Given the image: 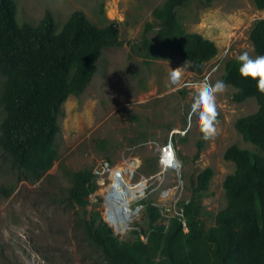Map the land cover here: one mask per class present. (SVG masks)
<instances>
[{
  "label": "rangeland",
  "instance_id": "obj_1",
  "mask_svg": "<svg viewBox=\"0 0 264 264\" xmlns=\"http://www.w3.org/2000/svg\"><path fill=\"white\" fill-rule=\"evenodd\" d=\"M163 1L15 0L18 26H36L49 12L59 31L79 11L98 27L116 24L121 46L104 49L88 87L62 104L55 141L57 160L42 179L29 182L21 178L10 169L8 157L0 149V264H105L84 243L74 225L75 209L66 201L69 174L80 170L95 175L97 189L89 200L119 240L132 231L145 230L141 202H151L164 213H179L178 203L190 199L198 174L206 168L211 169L212 177L206 195L200 198V219L205 227L225 209L222 184L233 174L234 165L223 154L230 146L254 151L234 124L254 114L257 104L254 99L234 102L231 86L218 94L217 132L209 140L202 139L195 121L188 119L187 109L195 93L193 84L223 80L225 63L245 51L256 56L249 32L255 20L264 19V10H257L252 0H189L178 9L183 30L202 36L217 48L216 57L196 72L178 57L147 63L131 50L145 24L154 23L151 12ZM156 31L154 27L148 34L150 40L156 38ZM179 67L181 82L172 84L169 73ZM3 83L0 76V121L4 117ZM168 142L180 161L173 171H163L158 160L159 149ZM105 164L110 171L121 172L124 185L130 188L144 183L129 212L108 207L111 176L101 169ZM107 209L124 224L122 232L105 221Z\"/></svg>",
  "mask_w": 264,
  "mask_h": 264
},
{
  "label": "trees",
  "instance_id": "obj_2",
  "mask_svg": "<svg viewBox=\"0 0 264 264\" xmlns=\"http://www.w3.org/2000/svg\"><path fill=\"white\" fill-rule=\"evenodd\" d=\"M188 2L164 0L155 7L154 23L145 24L132 52L147 63L178 57L200 72L216 57L217 48L183 30L176 13ZM252 2L257 10H264V0ZM154 27L156 38L150 40ZM249 40L256 56L264 55V19L252 23ZM119 46L116 24L98 27L75 11L59 31L49 12L36 26H18L15 0H0V76L4 78L0 149L11 170L36 182L52 168L62 104L88 87L101 52ZM238 68L237 59L228 60L223 80L234 89V102L254 99L257 104L254 114L234 124L254 151L236 146L225 150L223 158L234 165V172L222 184L226 207L210 227L200 219V198L208 191L210 168L198 174L190 199L178 203L181 217L141 202L146 228L132 231L124 240L113 234L89 200L97 189L95 175L89 170L69 174L66 201L75 209L74 225L105 264H264V93L241 78ZM2 190L7 196L6 187Z\"/></svg>",
  "mask_w": 264,
  "mask_h": 264
},
{
  "label": "clouds",
  "instance_id": "obj_3",
  "mask_svg": "<svg viewBox=\"0 0 264 264\" xmlns=\"http://www.w3.org/2000/svg\"><path fill=\"white\" fill-rule=\"evenodd\" d=\"M241 78L254 82L258 92L264 93V55L250 56L247 51L237 57ZM181 67L171 70L169 81L172 84L181 82ZM230 85L224 80H217L215 83L207 81L193 84L195 93L187 109L188 119L194 120L197 130L201 133L202 139L209 140L217 132V95L223 93ZM173 165L180 166L179 160H173Z\"/></svg>",
  "mask_w": 264,
  "mask_h": 264
},
{
  "label": "bare ground",
  "instance_id": "obj_4",
  "mask_svg": "<svg viewBox=\"0 0 264 264\" xmlns=\"http://www.w3.org/2000/svg\"><path fill=\"white\" fill-rule=\"evenodd\" d=\"M119 182V173L113 171L111 173V185L108 187V194H107V202L108 207L113 206L117 210L121 211H128L130 203L137 198L141 194V190H143L144 183H140L136 185L134 188H130V186L125 185L126 191L120 187ZM124 185V183H123ZM143 187V188H142ZM139 192V193H138ZM109 209V208H108ZM106 210L104 214L105 221L114 228L116 232H122L124 229V224H120L115 218L112 213ZM118 219V218H117ZM123 222V221H122Z\"/></svg>",
  "mask_w": 264,
  "mask_h": 264
},
{
  "label": "built area",
  "instance_id": "obj_5",
  "mask_svg": "<svg viewBox=\"0 0 264 264\" xmlns=\"http://www.w3.org/2000/svg\"><path fill=\"white\" fill-rule=\"evenodd\" d=\"M176 160L175 158V155H174V151H173V148H172V145L170 142L166 143L164 146H162L160 149H159V156H158V160H159V165L160 167L162 168L163 171H173V170H176L178 167L174 166L172 161L173 160ZM105 167H101V169L103 170V172L107 171L110 173V176H111V173L114 171H110L108 168H107V165L105 164L104 165ZM122 173L119 172V182H120V187H122V189L124 190V192L126 191V187L125 185H123V180H122V177H121ZM111 180V179H110ZM110 185H111V182H110ZM109 185V186H110ZM140 196V195H139ZM138 197V196H137ZM168 212V211H166ZM175 215L177 216H180L181 217V213H176ZM183 226L184 223H183Z\"/></svg>",
  "mask_w": 264,
  "mask_h": 264
}]
</instances>
